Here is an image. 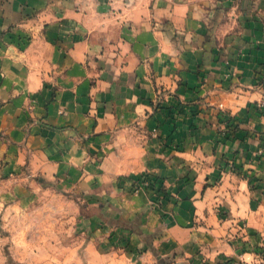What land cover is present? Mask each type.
<instances>
[{"label":"crops","instance_id":"0c3cea01","mask_svg":"<svg viewBox=\"0 0 264 264\" xmlns=\"http://www.w3.org/2000/svg\"><path fill=\"white\" fill-rule=\"evenodd\" d=\"M255 8L0 0V168L163 215L175 251L201 264H264V0Z\"/></svg>","mask_w":264,"mask_h":264},{"label":"rangeland","instance_id":"374dc122","mask_svg":"<svg viewBox=\"0 0 264 264\" xmlns=\"http://www.w3.org/2000/svg\"><path fill=\"white\" fill-rule=\"evenodd\" d=\"M163 222L144 209L130 214L84 198L74 184L31 166L0 168V264H201L185 243L175 251Z\"/></svg>","mask_w":264,"mask_h":264},{"label":"built area","instance_id":"2783aa9c","mask_svg":"<svg viewBox=\"0 0 264 264\" xmlns=\"http://www.w3.org/2000/svg\"><path fill=\"white\" fill-rule=\"evenodd\" d=\"M257 108L264 114V93L262 94V97L257 102Z\"/></svg>","mask_w":264,"mask_h":264}]
</instances>
